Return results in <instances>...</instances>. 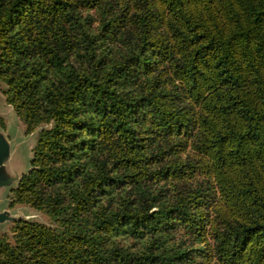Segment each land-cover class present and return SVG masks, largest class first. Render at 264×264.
Segmentation results:
<instances>
[{"label": "trees", "instance_id": "1", "mask_svg": "<svg viewBox=\"0 0 264 264\" xmlns=\"http://www.w3.org/2000/svg\"><path fill=\"white\" fill-rule=\"evenodd\" d=\"M0 87L51 220L0 264H264V0H0Z\"/></svg>", "mask_w": 264, "mask_h": 264}, {"label": "rangeland", "instance_id": "2", "mask_svg": "<svg viewBox=\"0 0 264 264\" xmlns=\"http://www.w3.org/2000/svg\"><path fill=\"white\" fill-rule=\"evenodd\" d=\"M5 95L0 87V116L4 121V126L0 125L6 130L8 138L11 140L12 156L4 165V171L7 175L15 173H25L29 170L30 160L32 157V146L36 140V132L25 133V125L22 121H18L12 107L5 102ZM21 120V119H20ZM22 130V131H21ZM10 192L6 187H0V207H7L9 204ZM13 200V198L11 197ZM9 208L16 212L19 208H24L26 214L31 218L41 222L50 224L51 220L48 215L42 211H38L33 207L25 204L11 202ZM12 222H8L0 227V237L4 234H11Z\"/></svg>", "mask_w": 264, "mask_h": 264}, {"label": "water", "instance_id": "3", "mask_svg": "<svg viewBox=\"0 0 264 264\" xmlns=\"http://www.w3.org/2000/svg\"><path fill=\"white\" fill-rule=\"evenodd\" d=\"M5 102H7L6 99H5ZM9 105L14 110V113H15L16 117L18 118V121H21L20 117L18 116V114L16 113V111L14 109V106L12 104H9ZM0 116H2V115L0 114ZM43 127H45V126L41 125L36 130L33 131V132H36V140L34 141V144L32 146V157L30 160L29 170L25 173H15V174L7 175L4 171V165H5V162L9 158H11V156H12V145H11L12 143H11V140L7 136L6 130L0 126V187H6L9 190V192H10L9 204L11 202H14V200L11 199V197L13 196V190L19 186V184L22 181V179L24 178V176L30 174V172L33 169L32 160H33V156H34V148H35L36 143H37L38 134ZM23 132L27 133L26 126H25V129H23ZM9 204L7 207H4V208L0 207V227H2V225L6 224L8 222H12L14 224L18 221H23V220L24 221H38L35 219H31L26 214L24 208H19L16 212H13L9 208ZM27 206L31 207L30 205H27ZM38 211H40V210H38ZM38 222H41V221H38ZM41 223L48 224L45 222H41ZM8 235H11V234H8Z\"/></svg>", "mask_w": 264, "mask_h": 264}]
</instances>
